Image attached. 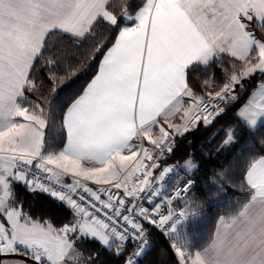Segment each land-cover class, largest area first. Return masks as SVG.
I'll return each instance as SVG.
<instances>
[{
    "label": "snow or ice",
    "instance_id": "obj_1",
    "mask_svg": "<svg viewBox=\"0 0 264 264\" xmlns=\"http://www.w3.org/2000/svg\"><path fill=\"white\" fill-rule=\"evenodd\" d=\"M0 264H264V0H0Z\"/></svg>",
    "mask_w": 264,
    "mask_h": 264
},
{
    "label": "trees",
    "instance_id": "obj_2",
    "mask_svg": "<svg viewBox=\"0 0 264 264\" xmlns=\"http://www.w3.org/2000/svg\"><path fill=\"white\" fill-rule=\"evenodd\" d=\"M37 203L39 204V203H40V201L38 200V201H37Z\"/></svg>",
    "mask_w": 264,
    "mask_h": 264
}]
</instances>
